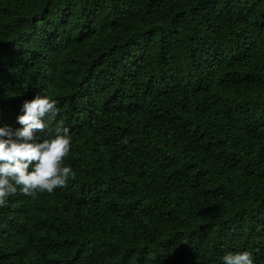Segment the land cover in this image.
I'll return each mask as SVG.
<instances>
[{
	"label": "trees",
	"instance_id": "1",
	"mask_svg": "<svg viewBox=\"0 0 264 264\" xmlns=\"http://www.w3.org/2000/svg\"><path fill=\"white\" fill-rule=\"evenodd\" d=\"M43 95L72 175L0 264H264V0H0V127Z\"/></svg>",
	"mask_w": 264,
	"mask_h": 264
},
{
	"label": "clouds",
	"instance_id": "2",
	"mask_svg": "<svg viewBox=\"0 0 264 264\" xmlns=\"http://www.w3.org/2000/svg\"><path fill=\"white\" fill-rule=\"evenodd\" d=\"M22 110L17 117L22 128L13 131L8 126L0 127V207L6 206L7 198L15 195L18 187L30 196L52 193L64 187L72 175L70 167L62 166L71 139L63 122L56 123V102L37 96L25 101ZM45 130L55 134L44 139L35 135ZM224 264H253V257L248 251L236 252L226 255Z\"/></svg>",
	"mask_w": 264,
	"mask_h": 264
}]
</instances>
